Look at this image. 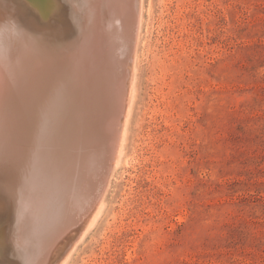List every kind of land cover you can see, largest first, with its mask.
<instances>
[{"label":"rangeland","instance_id":"1","mask_svg":"<svg viewBox=\"0 0 264 264\" xmlns=\"http://www.w3.org/2000/svg\"><path fill=\"white\" fill-rule=\"evenodd\" d=\"M137 60L102 214L43 263L264 264V0H143Z\"/></svg>","mask_w":264,"mask_h":264},{"label":"bare ground","instance_id":"2","mask_svg":"<svg viewBox=\"0 0 264 264\" xmlns=\"http://www.w3.org/2000/svg\"><path fill=\"white\" fill-rule=\"evenodd\" d=\"M142 21L143 0H0V242L24 264H44L102 214L125 155Z\"/></svg>","mask_w":264,"mask_h":264}]
</instances>
